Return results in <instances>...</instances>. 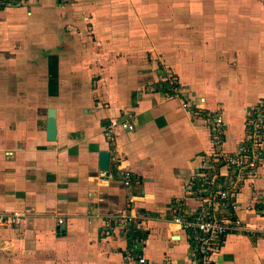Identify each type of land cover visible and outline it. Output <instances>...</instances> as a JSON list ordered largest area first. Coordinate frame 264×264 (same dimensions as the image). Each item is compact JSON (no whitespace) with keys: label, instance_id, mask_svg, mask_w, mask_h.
I'll list each match as a JSON object with an SVG mask.
<instances>
[{"label":"crops","instance_id":"obj_1","mask_svg":"<svg viewBox=\"0 0 264 264\" xmlns=\"http://www.w3.org/2000/svg\"><path fill=\"white\" fill-rule=\"evenodd\" d=\"M169 80L177 93L162 88ZM263 97L264 0L1 6L0 215L21 219L0 225V264H192L172 210L199 207L186 188L212 149L192 108L222 114L224 149L235 153ZM237 201L254 233L223 239L213 264H264V165ZM124 214L141 217L142 229L125 232Z\"/></svg>","mask_w":264,"mask_h":264},{"label":"built area","instance_id":"obj_2","mask_svg":"<svg viewBox=\"0 0 264 264\" xmlns=\"http://www.w3.org/2000/svg\"><path fill=\"white\" fill-rule=\"evenodd\" d=\"M20 2L21 0H0V6ZM192 109L195 114L204 117L210 132L212 149L195 174V181L186 188L188 194L198 198L199 207L183 211L181 206L175 205L172 209L173 221L190 236L193 248L192 264H213V253L223 239L229 235L254 233L235 213L240 206L237 201L238 194L242 188L253 184L259 168L264 165V97L247 113L245 136L235 153L224 149L226 128L222 114L219 111L204 112L199 108ZM122 127L135 129V125L129 122H124ZM108 135L111 136L110 133ZM116 176L128 186L132 182V174L129 171L116 172ZM222 209L228 214H223ZM20 219L18 214L0 215V225L18 224ZM59 223L62 224L63 220ZM120 223L127 233L142 229L141 217L124 214L120 216ZM134 242L139 243L141 239L135 237ZM130 254H137L135 248H131ZM131 259L135 264L147 263L141 256Z\"/></svg>","mask_w":264,"mask_h":264},{"label":"water","instance_id":"obj_3","mask_svg":"<svg viewBox=\"0 0 264 264\" xmlns=\"http://www.w3.org/2000/svg\"><path fill=\"white\" fill-rule=\"evenodd\" d=\"M47 139L49 141H55L57 138V119L55 108L48 110L47 120ZM111 154L108 151L102 150L99 153V168L101 171L108 173L110 169ZM65 229V228H63Z\"/></svg>","mask_w":264,"mask_h":264},{"label":"rangeland","instance_id":"obj_4","mask_svg":"<svg viewBox=\"0 0 264 264\" xmlns=\"http://www.w3.org/2000/svg\"><path fill=\"white\" fill-rule=\"evenodd\" d=\"M176 81H172V80H169L168 81V89H166V90H168L169 92H174V93H177L178 91H179V87L178 86H176Z\"/></svg>","mask_w":264,"mask_h":264},{"label":"trees","instance_id":"obj_5","mask_svg":"<svg viewBox=\"0 0 264 264\" xmlns=\"http://www.w3.org/2000/svg\"><path fill=\"white\" fill-rule=\"evenodd\" d=\"M1 7V6H0ZM177 86V85H176ZM162 88L164 89V90H166V89H168V84L167 83H163V85H162ZM137 237H139V235H137ZM134 241V240H133ZM133 243H135V242H133ZM137 243H135V245H136ZM131 248H135V247H131Z\"/></svg>","mask_w":264,"mask_h":264}]
</instances>
